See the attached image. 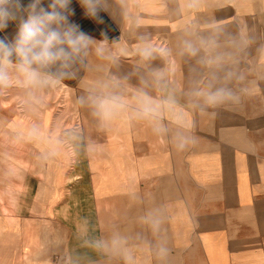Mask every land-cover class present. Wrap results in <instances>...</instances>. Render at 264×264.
<instances>
[{
  "label": "crops",
  "instance_id": "0c3cea01",
  "mask_svg": "<svg viewBox=\"0 0 264 264\" xmlns=\"http://www.w3.org/2000/svg\"><path fill=\"white\" fill-rule=\"evenodd\" d=\"M95 1L119 38H92L78 84L58 81L76 113L45 108L56 167L11 124L42 131L45 109L0 114V264H129L125 250L131 264H264V0ZM218 87L235 99L207 105L193 94ZM141 90L176 100L161 131L136 115ZM78 91L120 95L127 107L108 121L89 107L86 121Z\"/></svg>",
  "mask_w": 264,
  "mask_h": 264
},
{
  "label": "clouds",
  "instance_id": "9594fccd",
  "mask_svg": "<svg viewBox=\"0 0 264 264\" xmlns=\"http://www.w3.org/2000/svg\"><path fill=\"white\" fill-rule=\"evenodd\" d=\"M89 0H84L87 5ZM60 8H65L69 0H58ZM19 0H0V30L7 27L10 20L15 19L11 7H18ZM35 8V5H29ZM53 9L56 4L52 5ZM94 15V13H89ZM67 21V17L58 11L47 12L41 9L40 14L29 15L28 19L20 24L14 42L8 43L0 39V87H7L12 83L10 70L17 74L19 82L27 89H37L54 84L59 81V77L45 71L51 65L57 62H63V67H67V62L78 54L82 49H87L92 43V38L86 34L79 25L69 23L68 28L61 31L54 24ZM202 43H208L202 40ZM184 49L192 56H196L200 51L199 47L192 41L183 40ZM101 51V49H97ZM141 54L145 57L151 55L152 50L144 47ZM211 63V61H208ZM63 75V73L61 74ZM156 82L164 83L163 73L156 74ZM195 96L202 98L203 103L207 105H217L227 100L235 99L234 93L227 87H218L206 91H196ZM137 112L140 118L150 119L157 122V131H161L159 118L163 110H173L176 108V100L172 96L157 101L151 98L146 92L140 91L136 97ZM81 103L90 102L94 107V115L102 121H108L117 116L120 111L127 107V102L120 95H90L81 97ZM29 136L37 135V129L32 128ZM158 217H149V223L153 229H158L160 224ZM124 241L121 238H113L111 246L119 248ZM98 248L109 250L110 246L106 242L97 244ZM167 249L159 247V253L163 256ZM125 260L131 264L132 256L125 250Z\"/></svg>",
  "mask_w": 264,
  "mask_h": 264
},
{
  "label": "rangeland",
  "instance_id": "374dc122",
  "mask_svg": "<svg viewBox=\"0 0 264 264\" xmlns=\"http://www.w3.org/2000/svg\"><path fill=\"white\" fill-rule=\"evenodd\" d=\"M33 4L35 5L34 9L29 7V5ZM40 4L42 5V9L44 11L52 12L55 10L60 12L63 16L67 17V21L53 25V27H57L61 31L66 30L69 23H71L79 25L80 29H82L91 38L102 43L114 42L119 38V30L117 29L118 27L109 19L104 9L95 0H89L87 5L84 3V0H69V3L65 8H60L58 0H19L18 7H11V11L15 15V19H13L14 22L10 20L7 27L3 30H0V39L5 40L8 43L14 42L20 24L23 21L27 20L29 15L40 14ZM53 4H56L55 9H53L52 7ZM89 13H94V15H89ZM106 46L107 45H104V47ZM88 49L89 48L82 49L80 53L74 54L73 57L67 62V67H63V62L61 61L57 62L54 65H51L49 68L45 69V71L59 77L60 80H63L71 86H76L78 84L79 74L84 66L83 64L86 58L85 52ZM99 52V55L103 56L104 53L102 49ZM101 71L103 72V70ZM62 73L63 75H61ZM10 85H16L18 89L16 91H10L8 89V86L0 87V114L9 113V109L15 107L17 109H20L25 104H33L32 108L35 111H41L45 108H48L55 114L69 113L71 115L73 113H76V111L73 109V89L71 88V86L70 88H68L67 86H64L61 83L57 82L54 84H49L45 87L24 91V88H22L23 85L19 82L18 79L16 83ZM77 93L79 96V113L84 120L83 113L85 112L87 115L90 107L92 108L90 109V114H93L94 109L90 102H80L81 97L87 98L89 97L88 94H85L83 92L81 93V91H78ZM49 114V110L46 109L42 112V131H37V135L34 136L32 140L41 144V146L38 147H44L45 153L43 154L45 156V159H47L48 165L50 167L54 166L55 168L57 157L59 155H62V153L60 152L61 150H59L56 146L54 139L52 137L48 138L46 136ZM14 120L15 121H12L11 124L17 129H20L23 132H27V134L32 129V127H28L26 122L22 119L16 117ZM69 124L70 123L67 122L63 123V127H66ZM51 149H53L54 154ZM51 159L53 162L51 161ZM34 193L38 198H40V188H38L37 191L35 190Z\"/></svg>",
  "mask_w": 264,
  "mask_h": 264
},
{
  "label": "bare ground",
  "instance_id": "6f19581e",
  "mask_svg": "<svg viewBox=\"0 0 264 264\" xmlns=\"http://www.w3.org/2000/svg\"><path fill=\"white\" fill-rule=\"evenodd\" d=\"M84 111H86V110H84ZM83 114H84V115H83V117H84V120H86V121H87V119H88V118H87V116H88V115H86V113H85V112H84ZM7 188H8V187H7ZM13 189H14V188H13ZM15 201H17V200H15ZM16 207H17V206H16Z\"/></svg>",
  "mask_w": 264,
  "mask_h": 264
}]
</instances>
